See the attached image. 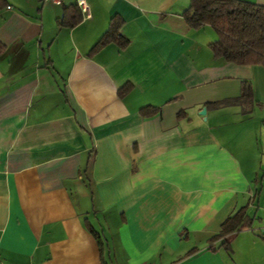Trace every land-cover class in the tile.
Instances as JSON below:
<instances>
[{
	"label": "crops",
	"instance_id": "0c3cea01",
	"mask_svg": "<svg viewBox=\"0 0 264 264\" xmlns=\"http://www.w3.org/2000/svg\"><path fill=\"white\" fill-rule=\"evenodd\" d=\"M8 1L0 13V264H103L88 230L101 236L97 212L118 225L129 264H159L163 255L165 264H233L235 240H255V229L236 233L229 249L210 239L254 207L264 68L216 59L217 32L183 17L190 0H86L92 18L75 28L59 21L76 0ZM114 17L128 46L88 56ZM243 81L253 84L250 113L210 107L240 97ZM126 85L133 89L122 99ZM148 106L161 112L145 118ZM185 234L193 251L174 259ZM251 252L245 264H264L263 248Z\"/></svg>",
	"mask_w": 264,
	"mask_h": 264
},
{
	"label": "trees",
	"instance_id": "16d2710c",
	"mask_svg": "<svg viewBox=\"0 0 264 264\" xmlns=\"http://www.w3.org/2000/svg\"><path fill=\"white\" fill-rule=\"evenodd\" d=\"M10 8L8 0H0V13ZM183 17L192 29L205 26L213 28L218 34V40L210 45V50L216 59L239 66L260 65L264 68V6L245 0H190L189 8ZM84 19L78 5L64 7L63 17L59 25L65 28H75ZM123 21L114 17L103 37L90 50L88 56H93L106 46L118 43L123 49L128 46V40L120 35ZM7 46L0 42V56ZM133 89L126 85L119 89L120 98H125ZM253 84L243 81L240 97L223 102L210 104V107L241 106L246 114L255 105ZM161 112L157 107H144L140 113L143 117H153ZM185 114L184 112L179 114ZM254 219L248 215L247 209L242 208L229 216L221 226L220 232L210 239L211 243L222 241L221 246L229 249L232 237L243 230L251 229ZM88 230L94 235L102 252V263L109 264L105 259V245L99 234L89 225ZM212 251L216 249L211 247ZM110 256V255H109ZM111 262V258H109Z\"/></svg>",
	"mask_w": 264,
	"mask_h": 264
},
{
	"label": "rangeland",
	"instance_id": "374dc122",
	"mask_svg": "<svg viewBox=\"0 0 264 264\" xmlns=\"http://www.w3.org/2000/svg\"><path fill=\"white\" fill-rule=\"evenodd\" d=\"M256 185H257L258 191L256 193V199L253 201L254 207L250 208L249 215L252 216L254 219L252 228L255 229L257 238H255L254 240V238L252 239L250 237L252 235H247V236L240 235L235 240V243H234L235 252L231 256V260L233 264H245L248 261L253 262L254 259L250 258L251 256H253L251 250H253L254 248L264 249V239L261 238L263 232H262V229L260 228L264 225V168H263L262 173H260L258 176V181L256 182ZM92 217L95 218L93 220V225H95L96 230L100 232L101 238L104 242L106 258H107L108 263L109 264H129L128 260L130 256H129L128 251L126 250V247L125 246L120 247L119 245L121 242V239L119 238V235H118V230H117L118 225L115 222H110L107 224L104 219L105 216L99 214V212L94 213ZM243 232L245 231L243 230ZM193 241H194L193 237L188 239V235L185 234L183 236L182 248L181 250L176 251V253H174V256H175L174 259L178 256L184 257L187 252L193 251ZM180 255H183V256H180ZM109 258H111V262ZM169 259L170 258L168 255H163L161 259L160 257H158L154 260V262L159 263V264H165ZM177 261L174 263H177Z\"/></svg>",
	"mask_w": 264,
	"mask_h": 264
},
{
	"label": "built area",
	"instance_id": "2783aa9c",
	"mask_svg": "<svg viewBox=\"0 0 264 264\" xmlns=\"http://www.w3.org/2000/svg\"><path fill=\"white\" fill-rule=\"evenodd\" d=\"M63 1L64 0H52V2L56 5H62ZM76 2L84 18L91 19L92 18L91 9L87 1L86 0H76Z\"/></svg>",
	"mask_w": 264,
	"mask_h": 264
},
{
	"label": "water",
	"instance_id": "95a60500",
	"mask_svg": "<svg viewBox=\"0 0 264 264\" xmlns=\"http://www.w3.org/2000/svg\"><path fill=\"white\" fill-rule=\"evenodd\" d=\"M201 115H202V116H205V115H206V109H203V110L201 111Z\"/></svg>",
	"mask_w": 264,
	"mask_h": 264
}]
</instances>
